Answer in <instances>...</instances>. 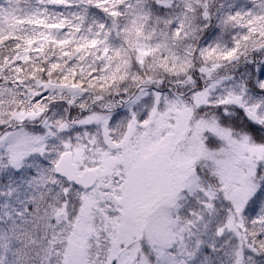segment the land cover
Masks as SVG:
<instances>
[{"label":"snow or ice","instance_id":"6c2138e0","mask_svg":"<svg viewBox=\"0 0 264 264\" xmlns=\"http://www.w3.org/2000/svg\"><path fill=\"white\" fill-rule=\"evenodd\" d=\"M0 264H264V0H0Z\"/></svg>","mask_w":264,"mask_h":264}]
</instances>
